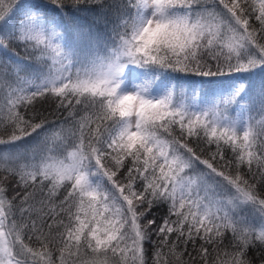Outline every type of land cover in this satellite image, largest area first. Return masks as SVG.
<instances>
[{"label":"snow or ice","instance_id":"obj_1","mask_svg":"<svg viewBox=\"0 0 264 264\" xmlns=\"http://www.w3.org/2000/svg\"><path fill=\"white\" fill-rule=\"evenodd\" d=\"M0 264H264V0H0Z\"/></svg>","mask_w":264,"mask_h":264},{"label":"trees","instance_id":"obj_2","mask_svg":"<svg viewBox=\"0 0 264 264\" xmlns=\"http://www.w3.org/2000/svg\"><path fill=\"white\" fill-rule=\"evenodd\" d=\"M81 23L85 24V25H89L93 23V17L92 16H84L81 18ZM103 21L101 20V25H102ZM50 119H53L55 117H49Z\"/></svg>","mask_w":264,"mask_h":264}]
</instances>
